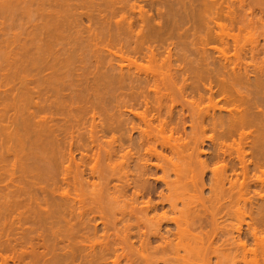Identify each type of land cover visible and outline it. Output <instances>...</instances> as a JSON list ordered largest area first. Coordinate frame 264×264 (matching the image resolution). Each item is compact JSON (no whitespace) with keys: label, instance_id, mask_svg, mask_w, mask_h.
Wrapping results in <instances>:
<instances>
[{"label":"bare ground","instance_id":"obj_1","mask_svg":"<svg viewBox=\"0 0 264 264\" xmlns=\"http://www.w3.org/2000/svg\"><path fill=\"white\" fill-rule=\"evenodd\" d=\"M89 2L120 51L45 19L0 69V230L35 227L11 250L74 264L96 238L113 264H264V0Z\"/></svg>","mask_w":264,"mask_h":264},{"label":"rangeland","instance_id":"obj_2","mask_svg":"<svg viewBox=\"0 0 264 264\" xmlns=\"http://www.w3.org/2000/svg\"><path fill=\"white\" fill-rule=\"evenodd\" d=\"M79 1V0H78ZM77 0H0V69H1V71L2 70H4V69H2V66L3 65H6L7 64V62L9 61L10 63L14 60V58H18L19 57V55H21L20 53H21V51H22V47H23V45H24V43H25V40H27L28 38V34L30 33V36H32L34 33H35V35L37 34V31H40V30H37L38 28H39V26H40V28L39 29H41V26H42V23H43V20H76V22L78 23L79 21V23H80V26H79V23H78V28L79 29H83L84 28V26H86L85 28H88L91 32H92V34H93V32H96V33H102V34H100L103 38H102V41H103V44H102V41H99V42H101V45H102V47L104 48V50H106V49H112V50H117L118 49V51H120L119 50V48H118V46H119V44L117 43V44H115L116 43V41L115 40H112V39H110L109 40V36H108V39H107V35H105V33L106 32H108V31H110V30H108L109 29V27L110 28H113L114 27V25H115V27H114V29H112L113 31H115L116 29V24L112 21V20H110V21H108V22H110L111 23V21H112V24H113V26H112V24H110V23H107V20H99V18H98V10H97V8H96V6H92V4H87V3H90L89 1H91V0H85V1H88V2H86L85 3V1L83 0V1H81L80 0V2H78ZM82 2V3H81ZM77 3H79V4H77ZM81 3V4H80ZM72 4V5H71ZM83 4V5H82ZM87 4V5H86ZM5 5V6H4ZM10 5L11 6H13L12 7V10L11 11H9L10 10V8L8 9L7 8V6H9L10 7ZM15 5V6H14ZM85 5V6H84ZM93 5H95V3L93 4ZM3 8H2V7ZM95 7V8H94ZM78 8V9H77ZM147 8V7H146ZM6 10V11H5ZM59 10V11H58ZM90 10V11H89ZM97 10V11H96ZM76 11V12H75ZM92 13L93 12V14L94 15H97L96 17L98 18H94L93 19V17L91 18H89L88 17V15H89V13ZM76 13V14H75ZM90 13V14H91ZM59 14V15H58ZM61 14V15H60ZM92 14V15H93ZM57 15V16H56ZM54 18H52V17ZM75 18V19H74ZM77 20H79V21H77ZM42 21V22H41ZM104 21L106 22V23H104ZM116 21V20H115ZM153 21V23H155V25L157 26L158 24H162L163 22H160L161 20H152ZM163 21V20H162ZM159 22V23H158ZM164 22H165V20H164ZM39 23V24H38ZM39 26H38V25ZM110 24V25H109ZM83 27H82V26ZM109 25V26H108ZM36 26H38V27H36ZM161 26V25H160ZM34 28H37V29H34ZM105 28V30L103 31V29ZM94 30V31H93ZM111 30V31H112ZM42 29H41V33H42ZM29 32V33H28ZM90 32V33H91ZM103 32H105L104 34H103ZM32 33V34H31ZM39 33V32H38ZM41 33H39V35L41 34ZM109 33V32H108ZM112 33V32H111ZM114 33H116V32H114ZM113 33V34H114ZM27 35V36H26ZM35 35H33L32 37L35 39V37L37 36H35ZM38 35V38H36V39H38L39 40V38H40V36ZM105 35V36H104ZM44 35H42L41 37H43ZM31 37V39H33ZM27 38V39H26ZM192 38H194L193 36H192ZM29 39H30V37H29ZM28 39V40H29ZM30 39V40H31ZM33 39V40H34ZM35 39V42L37 41ZM101 39V38H100ZM27 40V41H28ZM177 40V39H176ZM111 41V42H110ZM37 42H39V41H37ZM118 42V41H117ZM100 45V46H101ZM114 45V46H113ZM116 45V46H115ZM173 47V46H172ZM106 48V49H105ZM115 48V49H114ZM11 52V54L9 53V52ZM8 52V53H7ZM108 52V51H107ZM217 52V51H216ZM7 53V54H6ZM4 54H6V55H4ZM9 56V58H6V56ZM86 59H88V58H86ZM139 61H137L138 63H137V66H138V68L139 69H148V67L152 64L151 62V64L148 62V60H146V59H138ZM115 63H116V61H114ZM113 62V63H114ZM124 62V61H123ZM88 63V62H87ZM125 64H126V61H125ZM141 66H140V65ZM149 65V66H148ZM135 66L136 65H134L133 66V68L135 69V70H137V68H135ZM3 67H5V66H3ZM91 69H93V67H91ZM90 69V70H91ZM138 69V70H139ZM117 71V70H116ZM140 71V70H139ZM142 71V70H141ZM145 71H147V70H144V71H142V72H145ZM3 72V71H2ZM1 73V72H0ZM116 73H118V72H116ZM92 76H93V74H90L89 75V78H92ZM113 97L114 96H112V101H115V99L113 100ZM197 97V96H196ZM115 98V97H114ZM117 99V98H116ZM111 101V102H112ZM117 101V100H116ZM117 103V102H116ZM116 103H112L113 105H114V107H115V105H116ZM222 104V103H221ZM84 105V104H83ZM80 106H81V104H80ZM110 107H112V106H110ZM113 109V108H112ZM115 109H117L116 107H115ZM123 109V108H122ZM124 111H126V109L124 108L123 109ZM113 112V111H112ZM126 113L128 114L129 112H127L126 111ZM88 116V115H87ZM90 117H91V115H90ZM89 117V118H90ZM88 118V117H87ZM63 122V121H62ZM89 124V123H88ZM88 129H89V126H88ZM119 133V132H118ZM108 134V135H107ZM104 137H103V140H111L112 141V137H113V134L112 133H107ZM114 134H116V136L118 135L117 133H115L114 132ZM121 133H119V135H120ZM137 133L135 132V134L134 135H136ZM87 136V135H86ZM60 137H62V136H60ZM117 137H119L120 138V136H117ZM105 138V139H104ZM108 142V141H107ZM119 142V144H120V140L117 138V143ZM118 145V144H117ZM64 147H65V144H64ZM66 147H69V145L67 146L66 145ZM207 150L209 149L208 147H205ZM127 149L128 148H124V149H122V150H125V151H127ZM122 150H121V154H122ZM210 150V149H209ZM208 150V151H209ZM66 151H67V149H66ZM77 152L78 151H76V154H75V156H77L80 152H78V154H77ZM210 152H212L211 150H210ZM124 153H126V152H124L123 151V154ZM209 154H214V152L213 153H209ZM208 154V155H209ZM80 155V154H79ZM77 156V157H79L80 158V156ZM204 157V156H203ZM78 158V159H79ZM214 159H216V163H214V162H212V161H210V164L213 166V165H215V164H217V158H213L212 160H214ZM92 161V160H91ZM212 163H214V164H212ZM135 164V163H134ZM132 165V164H131ZM220 165V164H219ZM261 165V164H260ZM259 164H258V167L260 166ZM216 166V165H215ZM218 166V165H217ZM257 165H255V169L257 168L256 167ZM214 167V166H213ZM253 167V166H252ZM263 167V166H262ZM260 168V170H261V167H259ZM252 169V168H251ZM254 169V172H253V170L251 171V170H249L250 172H251V177H250V173H249V177L251 178V179H254V173H255V170ZM258 169V168H257ZM229 173H232L231 172V167L229 168ZM259 170V171H260ZM262 171V170H261ZM263 172V171H262ZM161 173V172H160ZM54 175V173H51V174H45L46 175V177H43V180H45L44 182H46V179H47V182L46 183H48L49 181V183L51 184H53V181L54 180H52V178L53 179H55L56 177L57 178H59L58 176H56V177H53V175ZM259 174V172L257 171V175ZM55 175H58V174H55ZM54 175V176H55ZM257 175H256V177H257ZM50 176V177H49ZM254 176V177H253ZM253 177V178H252ZM255 177V179L254 180H258V181H261V179H264V176H262L261 177V175H259V177L261 178L260 180H259V178L257 179ZM48 178L49 179H51V180H48ZM242 178V177H241ZM52 181V182H51ZM56 195V194H55ZM46 206V205H45ZM44 208H46V207H44ZM91 216H92V214H91ZM90 217V216H89ZM93 217V216H92ZM94 218V217H93ZM91 219V220H93V222L92 223H94V221L96 220V219H98L99 220V218L98 217H96V219L94 218V219ZM98 220H96L95 221V223L97 222V224H96V226H97V228L100 226L101 227V229H100V233H97V234H100L101 235V231L103 232L104 230H103V228H102V224L100 223V221H98ZM49 222V221H48ZM99 222V223H98ZM51 223V222H50ZM27 224L28 223H26L25 224V226H27ZM30 224V223H29ZM28 224V226L27 227H25L24 225H23V228H20L19 227V230H18V226L17 227H15V228H10V229H12V230H9V229H7V230H5V229H3V231H2V228H1V230H0V256H1V254H2V256H3V258L5 259V261H4V263L5 264H34L35 262V264H37V260L36 259H38V257H39V259H40V254H39V256L36 258V256H37V254H35V253H31V251H30V253H28V255L26 254L27 252H28V250L25 248L24 249V251H23V249L20 251V247H19V249H17L18 250V252H16L17 250H15L14 252H13V250H11V249H14V248H12V247H15V246H20V245H22L23 244V246L24 247H26L25 246V244L24 243H26V245H28L29 244V242H30V238H31V236H34L35 235V233H31V232H33V230H35L34 228L35 227H32V225H31V227H30V225ZM46 224H48V225H46ZM46 224L44 223V226H43V224H42V226L39 228V227H37V229L39 228V230H37L38 232H39V234H40V231H42L41 229H43L42 227H47V226H50V228H49V231H46V228H44L43 230H45L44 232H42V234H43V236L45 237V236H47V237H49V238H54L53 237V231L54 230H52V229H54V227H53V225H49V223H47L46 222ZM17 225V224H16ZM15 225V226H16ZM19 225V224H18ZM94 225V224H93ZM92 224L90 225V227L91 228H94V226H93ZM20 226V225H19ZM35 226V225H34ZM85 225H83V227H84ZM93 226V227H92ZM24 227H25V229H24ZM77 227H79V225L77 226ZM28 228V229H27ZM30 228H31V230L32 231H30ZM89 228V227H88ZM23 229V230H22ZM84 229H87V227L85 226L84 227ZM16 230V231H15ZM17 230H18V232H21L22 234H20V233H18L17 232ZM21 230V231H20ZM27 230H28V232H27ZM48 230V229H47ZM52 230V231H51ZM89 229H87V233H89V231H88ZM93 230V229H92ZM92 230H90L91 232H90V234H93V233H95L94 232V230H93V233H92ZM5 231V232H4ZM9 231H11V232H9L10 234H8V232ZM29 231H30V233H29ZM86 231V230H85ZM7 232V233H6ZM24 232V233H23ZM35 232V231H34ZM38 232H37V234H36V236L38 235ZM81 232V231H80ZM97 232H99V228H98V231ZM18 233V234H17ZM28 233V234H27ZM47 233V234H46ZM49 233L52 235H49ZM82 233H83V230H82ZM86 233V232H85ZM6 234V235H5ZM7 234H8V236H7ZM27 234V237H29V239L27 238V240H25V239H20V238H24L25 237V235ZM41 234V235H42ZM46 234V235H45ZM89 234V235H90ZM96 234V237H99V238H101V236H99V235H97ZM103 234V233H102ZM10 235V236H9ZM22 235H24V237L22 236ZM30 235V236H29ZM49 235V236H48ZM94 235V234H93ZM4 236V237H3ZM9 237L10 238H13V237H15L16 239H18L19 238V240H17V241H19L20 242V240H21V244H19V242H18V244H16V245H14L13 243H17V241H15V242H11L12 240L14 241L15 240V238L14 239H10L11 241V245L12 246H10V242H9ZM91 237H92V239L95 237V235L94 236H90V241H91ZM102 237H103V235H102ZM7 238H8V240H7ZM4 239V240H3ZM47 239V238H46ZM98 239V238H97ZM102 239V238H101ZM100 239V240H101ZM23 240H25V241H27V242H24ZM48 240V239H47ZM49 240H52V239H49ZM88 240V242L87 241H80V240H77V241H79L78 242V244H80V243H82L83 242V244L84 243H89L90 241ZM94 240V239H93ZM103 240V239H102ZM101 240V241H102ZM76 241V242H77ZM96 238H95V241H91V242H94V243H96ZM98 241H99V239H98ZM5 242V243H4ZM8 242V243H7ZM23 242V243H22ZM32 242V241H31ZM28 243V244H27ZM75 243V242H74ZM93 243V244H94ZM98 243V242H97ZM97 243L95 244V250L93 249V244H88L89 245V247L91 248L92 247V253H91V249H90V253L89 252H80V251H77V255H79L80 254V256L78 257L77 255V257H78V259L76 258L75 260H76V262H74V264L76 263V264H79V262L81 261V259H82V257L81 256H83V259H86L87 260V262H89V261H91L92 259L94 260V258H92L94 255V257H96V252H97V250H98V252H99V250H100V254L102 253V252H104L103 250H105V248L107 249V245H105V247H104V245L102 246V249H101V246L100 245H97ZM100 243V242H99ZM102 243V242H101ZM100 243V244H101ZM105 243V242H104ZM31 244V243H30ZM77 244V243H76ZM77 244V245H78ZM79 245L78 246V249H79V247L81 246V247H85L84 245ZM8 245H9V247H8ZM100 246V247H99ZM111 246V245H110ZM22 247V246H21ZM23 247V248H24ZM29 247V246H28ZM88 247V246H87ZM86 247V248H87ZM98 247H99V249H98ZM113 247H115V246H113ZM28 249H30V248H28ZM67 249H69L70 250V248H67ZM97 249V250H96ZM111 249H113L112 248V246H111ZM116 249V248H115ZM27 252H26V251ZM31 250V249H30ZM86 250H88L89 251V249H86ZM101 250H102V252H101ZM20 251V252H19ZM95 251V252H94ZM106 252H104V253H109L110 254V252H113L114 251V249L111 251V250H105ZM26 252V253H25ZM33 252V251H32ZM56 253H58V252H60V251H55ZM64 252H65V250H64ZM97 252V253H98ZM119 252L120 251H118V254H119ZM10 253V254H9ZM60 253H63V252H60ZM82 253H83V255H82ZM87 253V254H86ZM95 253V254H94ZM107 253V257L109 258V254ZM30 254V255H29ZM35 254V256H32V255H34ZM53 253H52V250L50 251V250H48L47 251V254L46 255H48V256H46L48 259L49 258H51V257H53V255H52ZM84 254H86V255H89L90 254V256L91 255H93L91 258L89 257V258H86L87 256L85 255V258H84ZM100 254H97V256L98 255H100ZM114 255L116 254L117 255V252L116 253H113ZM26 255L27 256H29V257H26ZM111 255V254H110ZM115 255V256H116ZM6 256H7V258H6ZM18 256H19V258H18ZM32 256V257H31ZM43 256H45V255H43ZM111 256H113V255H111ZM115 256H114V258H109V259H107V257H106V259L109 261V264H113L112 263V260L113 259H115ZM35 257V258H34ZM45 257V258H46ZM117 258H118V256H116ZM120 257V256H119ZM27 258H28V260H27ZM33 258H34V261L35 262H33ZM41 258H43L44 259V257H42L41 256ZM46 258V259H47ZM116 258V259H117ZM4 259H2V258H0V264H4L3 263V260ZM43 259H41V260H43ZM46 259H44L43 261H41V260H38V263H39V261H41V263H39V264H42V262H44ZM47 259V260H48ZM82 259V263H84V260ZM90 259V260H89ZM126 260L125 258H123L122 256H121V259L119 258L118 260H116V262H117V264H118V262H119V264H125V262L123 261V260ZM24 260H26V261H24ZM78 260H80V261H78ZM16 261V262H15ZM31 261L33 262V263H31ZM104 261H106L105 259H104ZM14 262V263H13ZM29 262V263H28ZM47 262V261H46ZM46 262H44V263H46ZM80 262V263H81ZM124 262V263H123ZM43 263V264H44ZM90 263V262H89ZM89 263H86V264H89ZM92 263V262H91ZM90 263V264H91ZM104 263V262H103ZM115 263V262H114ZM85 264V263H84ZM104 264H107V262L106 263H104ZM127 264H128V262H127Z\"/></svg>","mask_w":264,"mask_h":264}]
</instances>
